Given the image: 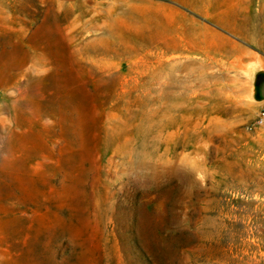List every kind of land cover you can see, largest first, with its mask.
Here are the masks:
<instances>
[{"label": "rangeland", "instance_id": "1", "mask_svg": "<svg viewBox=\"0 0 264 264\" xmlns=\"http://www.w3.org/2000/svg\"><path fill=\"white\" fill-rule=\"evenodd\" d=\"M264 0H0V264H264Z\"/></svg>", "mask_w": 264, "mask_h": 264}, {"label": "built area", "instance_id": "2", "mask_svg": "<svg viewBox=\"0 0 264 264\" xmlns=\"http://www.w3.org/2000/svg\"><path fill=\"white\" fill-rule=\"evenodd\" d=\"M258 122L259 124H263L264 123V110H262L258 116Z\"/></svg>", "mask_w": 264, "mask_h": 264}]
</instances>
